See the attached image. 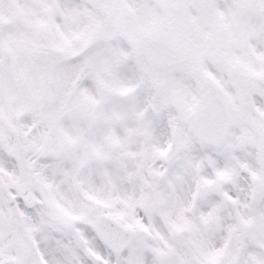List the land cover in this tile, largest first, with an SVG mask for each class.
I'll return each mask as SVG.
<instances>
[{
    "label": "snow or ice",
    "instance_id": "snow-or-ice-1",
    "mask_svg": "<svg viewBox=\"0 0 264 264\" xmlns=\"http://www.w3.org/2000/svg\"><path fill=\"white\" fill-rule=\"evenodd\" d=\"M0 264H264V0H0Z\"/></svg>",
    "mask_w": 264,
    "mask_h": 264
}]
</instances>
